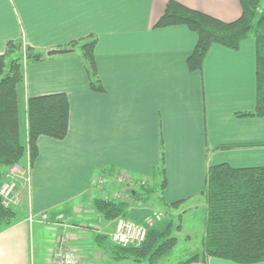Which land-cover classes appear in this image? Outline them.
Returning a JSON list of instances; mask_svg holds the SVG:
<instances>
[{"label": "crops", "instance_id": "obj_1", "mask_svg": "<svg viewBox=\"0 0 264 264\" xmlns=\"http://www.w3.org/2000/svg\"><path fill=\"white\" fill-rule=\"evenodd\" d=\"M168 1L0 0V54L11 39L48 50L93 34L104 87L91 88L77 53L26 64L23 106L29 96L65 92L69 130L63 139L39 136L17 222L0 232V264H50L59 238L83 263L129 262L113 260L106 248L115 219H105L93 202L101 194L95 181L102 170L119 172L103 180L102 191L106 185L109 194L116 186L129 187L124 182L147 179L153 185L148 199L131 207L133 220L145 221L156 208L165 218L187 204L188 210L200 208L205 222L203 190L211 165H264V117L239 114L256 105L254 37L237 49L213 44L202 69L190 70L187 58L197 34L186 25L155 26ZM177 1L224 20L242 10L240 0ZM26 127L24 114V133ZM162 153L167 182L159 192ZM100 234L106 236L102 242ZM192 264L264 260L209 256Z\"/></svg>", "mask_w": 264, "mask_h": 264}, {"label": "trees", "instance_id": "obj_2", "mask_svg": "<svg viewBox=\"0 0 264 264\" xmlns=\"http://www.w3.org/2000/svg\"><path fill=\"white\" fill-rule=\"evenodd\" d=\"M240 2L242 10L239 17L224 20L180 1L169 0L155 26L186 25L197 34L196 45L187 58L190 70L202 69L205 56L213 44L237 49L244 39L252 35L256 53V105L252 111L239 114L264 117V0ZM96 43L97 37L91 34L52 49L68 50L60 54L77 53L87 67L91 88L103 91L95 60ZM48 50L37 49L22 39H11L0 54V186L10 167L15 164L21 168L33 166L39 155L40 135L63 139L68 133L70 101L65 92L27 97L24 105L27 127L24 133L20 101L25 86V66L29 62L58 55H49ZM158 170L161 179L156 190L161 192L167 182L163 153ZM117 173V170L105 169L97 175L104 180L106 174L116 176ZM143 181L124 182L127 186L131 185L128 189L120 186L124 194L130 195L131 201L125 197L116 199L100 194L94 198L95 209L108 220L130 216L131 207L145 202L148 192L154 189L148 181ZM203 196L207 210L201 248L176 264H192L198 260L205 262L209 256L239 263L263 261L264 165L236 167L227 162L211 165L205 176ZM177 204L174 202L169 206ZM17 213V209L6 204L0 194V232L17 222ZM170 229V222L158 221L148 229L140 245H121L111 241L106 248L113 260L159 264L177 242V237L169 236ZM104 237L100 234L96 239L102 242Z\"/></svg>", "mask_w": 264, "mask_h": 264}, {"label": "rangeland", "instance_id": "obj_3", "mask_svg": "<svg viewBox=\"0 0 264 264\" xmlns=\"http://www.w3.org/2000/svg\"><path fill=\"white\" fill-rule=\"evenodd\" d=\"M250 37L253 36L251 35ZM20 105H21V119L23 123L24 106L22 101H20ZM29 171H30L29 166L26 165L25 167L21 168L20 166L15 164L14 166L9 168L8 172L6 173V177L4 178L0 186V188L2 186L3 187L6 186L7 190H9L10 192L6 198L4 197L5 203L13 205L14 207H16L17 210L20 209L17 205L19 203V199L23 197L25 195V191L28 190ZM144 180L147 181V179ZM130 187L131 186L129 185L127 189ZM95 188L100 191L102 196H113L114 192H117L119 194L121 193V197H125L126 199H129L131 201V198L129 197L130 195L123 194L118 189V186H116V191H113L110 194L107 191L106 185L104 186V191H102V188H98L97 186H95ZM187 208H188L187 204H183L177 209L171 210L169 214L166 212L165 218L156 219L155 222L162 220L166 221V223L170 222L171 229L169 236L177 237V242L174 248L172 249L171 253L166 258L162 259L159 264H176L179 260L188 257L189 253L201 248V241H202L201 228L203 232L205 228V222L204 220L203 221L201 220V209L194 208L188 210ZM156 210L157 212L154 213V215L158 214V212L163 213L164 215L163 210H160L158 208H156ZM151 215L152 214L148 216ZM128 218L131 219L132 217L128 216ZM111 241L112 240L110 241L108 240L107 243ZM128 261L129 262H123V264L137 263L132 260H128ZM138 264H145V263H138Z\"/></svg>", "mask_w": 264, "mask_h": 264}, {"label": "built area", "instance_id": "obj_4", "mask_svg": "<svg viewBox=\"0 0 264 264\" xmlns=\"http://www.w3.org/2000/svg\"><path fill=\"white\" fill-rule=\"evenodd\" d=\"M103 183V179L98 177L95 181V186L102 188ZM9 193L10 192L7 190L6 186L0 188V194L3 198H6ZM112 197L116 199L123 198L121 197V194L117 192H115ZM160 217L161 214L158 213L147 216L144 222H137L128 217L119 216L115 219V229L112 233L111 239L114 243L121 245H140L145 240L148 229L153 226L156 219H159ZM81 260V255L76 250L65 247L63 240L59 238L56 248L52 253L50 264H86Z\"/></svg>", "mask_w": 264, "mask_h": 264}, {"label": "water", "instance_id": "obj_5", "mask_svg": "<svg viewBox=\"0 0 264 264\" xmlns=\"http://www.w3.org/2000/svg\"><path fill=\"white\" fill-rule=\"evenodd\" d=\"M66 51H68L67 49H50V50H48V54L49 55H53V54H60V53H64V52H66Z\"/></svg>", "mask_w": 264, "mask_h": 264}]
</instances>
